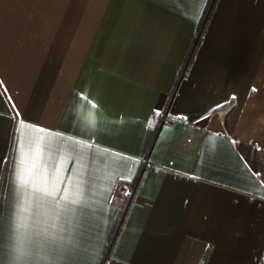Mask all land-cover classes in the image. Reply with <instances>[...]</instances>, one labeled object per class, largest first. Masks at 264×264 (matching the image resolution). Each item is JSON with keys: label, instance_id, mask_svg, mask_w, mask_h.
Segmentation results:
<instances>
[{"label": "crops", "instance_id": "0c3cea01", "mask_svg": "<svg viewBox=\"0 0 264 264\" xmlns=\"http://www.w3.org/2000/svg\"><path fill=\"white\" fill-rule=\"evenodd\" d=\"M209 2L0 0V264H264V0L185 69Z\"/></svg>", "mask_w": 264, "mask_h": 264}, {"label": "snow or ice", "instance_id": "6c2138e0", "mask_svg": "<svg viewBox=\"0 0 264 264\" xmlns=\"http://www.w3.org/2000/svg\"><path fill=\"white\" fill-rule=\"evenodd\" d=\"M202 3H203V0H201V7L197 10V13H196V15L194 17L196 19H198L199 12L202 11ZM9 99H10V97H9ZM13 108H15L14 104H13ZM154 115L157 116V117L163 118L165 113H163L162 111L157 110V111H154ZM18 116H19V112L17 111L13 118L15 119ZM178 118H182V119H185V120L187 119L186 116L185 117H178ZM202 119H207V117L206 116L202 117ZM150 123H151V121H150ZM24 126H26V122L23 121L22 119H20L18 127H17V133H18V136H20V137H23V135H24L21 132V128L24 127ZM28 127L36 128L41 133L47 131V130H45L43 128H39V126H35V125H28ZM45 151H46V149L44 148L43 145H39V146H36L35 148H33L31 138L28 137V151L26 152V151H24L23 140L18 139V141H17V152H18L17 177H18V179H19L21 184L28 183V181L24 177L28 173V161H29L30 156H31L32 153H35L37 155V159L39 160L40 166L45 169V175H44L45 183H47L48 181L59 180L60 179L59 172L63 171V170H66V169H64L63 165L56 164V163H53L51 165V167L49 168V165H48V163H47V161L45 160V157H44ZM32 167L35 168V164H33ZM256 175H260V173H256ZM125 179H128V177H125ZM59 191H60V189L56 188L54 186V184H53V187H52L51 191H47V189H46L47 195H49V196H54V194L56 192H59ZM64 192H65V194H64L63 199L64 200H68L69 199L68 190L65 189ZM125 195H128V193H125Z\"/></svg>", "mask_w": 264, "mask_h": 264}, {"label": "trees", "instance_id": "16d2710c", "mask_svg": "<svg viewBox=\"0 0 264 264\" xmlns=\"http://www.w3.org/2000/svg\"><path fill=\"white\" fill-rule=\"evenodd\" d=\"M215 2H216V0H210L209 4H208V6H207V11H206V13H205V17H204V19H203V21H204L203 26H202V28H201V30H200L199 35L197 36L198 38L196 39L195 44H193V47H192V50H191L192 52H191V54H190V57H189V59H188L187 64H185V69L188 68V66H189V64H190V62H191V60H192V58H193V56H194V53H195V51H196V49H197V47H198V44H199V42H200V40H201L202 35H203L204 29H205V25L207 24V21L209 20L210 15H211V13H212V10H213V7H214V5H215ZM201 23H202V22H201ZM125 214H126V213H125ZM125 214L123 213V214L120 216V219H119L118 224H117V230L115 229V235H114V238H113L114 240L111 242L110 248H112V246H113V244H114V241H115V239H116V237H117V235H118V233H119V230H120V228H121V226H122V224H123V222H124ZM110 248H109V249H110ZM110 251H111V249H110Z\"/></svg>", "mask_w": 264, "mask_h": 264}, {"label": "built area", "instance_id": "2783aa9c", "mask_svg": "<svg viewBox=\"0 0 264 264\" xmlns=\"http://www.w3.org/2000/svg\"><path fill=\"white\" fill-rule=\"evenodd\" d=\"M152 115H153L154 118L157 117V116L154 115V112H153ZM169 119H170L169 116H167V115L165 114L164 117L161 119V123H164V122L168 121ZM120 192L128 193L127 196H130V198H131L132 195H133V191H130V190H128L127 188H124V187H121V188H120Z\"/></svg>", "mask_w": 264, "mask_h": 264}]
</instances>
